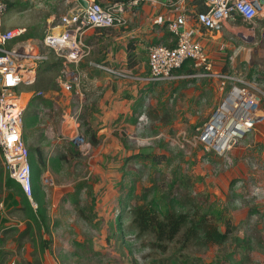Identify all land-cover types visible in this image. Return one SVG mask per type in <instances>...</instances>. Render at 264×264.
<instances>
[{
	"label": "rangeland",
	"instance_id": "374dc122",
	"mask_svg": "<svg viewBox=\"0 0 264 264\" xmlns=\"http://www.w3.org/2000/svg\"><path fill=\"white\" fill-rule=\"evenodd\" d=\"M17 1V8L25 9L5 12L6 26L24 28L31 39L39 32H48L49 25L58 31V18L66 10L60 0ZM49 14L55 16L51 22ZM256 36L257 44L264 47V40ZM225 52L227 71L234 78L246 72L244 77L261 91L257 92L261 119L224 154L207 150L196 137L237 82L226 80L222 85L223 80L213 76L146 81L148 69L144 66L119 71L122 73L112 79L113 88L122 100H127L129 110L119 112L106 123L116 134L114 142H103L100 136L88 153L78 151L81 158L73 170L83 172L79 176L84 177L86 187L76 204L72 202L78 196L70 197L74 194L70 191L60 197L57 207L51 208V198L45 201L48 231H33L22 210L8 206L13 195L4 187L0 155V216L15 217L0 223V264H161L162 255L144 246L147 237L139 240L130 232H120L129 226L126 213H122L120 226L115 218L123 207L119 200L131 186L135 195L143 188L155 187L161 198L174 178H183L176 188L172 187L175 194H190L204 210H212L221 229L225 220L232 228L229 242L219 247L184 250L176 255L178 263L185 259L184 264H264V198L258 197L264 190V71H254L257 54L249 53L248 60L253 64L245 62V71L237 67L244 64L240 56ZM249 90L255 94V88ZM86 120L87 114L83 116L82 111L80 130L89 140L92 131H86ZM183 134L187 140H182ZM142 154L149 156L137 158ZM161 154H165V160L152 161V156ZM134 200L132 197L128 201L133 204ZM254 208L257 211L250 213ZM245 236L252 238L249 249L237 246L241 244L237 239ZM41 240L48 243L44 250L40 249Z\"/></svg>",
	"mask_w": 264,
	"mask_h": 264
},
{
	"label": "built area",
	"instance_id": "2783aa9c",
	"mask_svg": "<svg viewBox=\"0 0 264 264\" xmlns=\"http://www.w3.org/2000/svg\"><path fill=\"white\" fill-rule=\"evenodd\" d=\"M63 1L68 4L71 2ZM85 1L87 7L83 8L77 0H73L76 8L59 16L57 27H60V31L48 32L41 39H31L24 38V28L5 26L6 3L0 0V155L5 172L19 184L33 208L36 207V203L32 199L29 149L22 138L23 105L19 99V87L29 86L35 82L38 67L48 61L51 53L61 60L58 84L67 91L79 86L77 64L89 53V46L82 39L85 28L125 27L129 22L127 13L135 7L147 1L154 5L158 4V0L107 3L98 0ZM186 3L187 0H166L162 5L173 7V12L159 13L151 18L153 24L166 26L172 34L171 40L174 41V45L157 43L147 47L148 74L144 79L170 81L180 77L213 76L221 78L222 85L226 80L236 81L220 104V108L228 104L230 111L227 110L225 118L215 126V117L220 108L216 109V114L215 112L212 114L196 137L207 150H214L221 155L230 150L238 139L261 119L260 98L257 96V92L261 91L257 89L256 84L254 87L242 72L234 78L229 72L214 69L213 60L198 38L199 27L204 28L206 32H219L224 22L234 14L243 22L252 23L259 13L264 15V0H202L205 7L203 11L191 10ZM187 60L194 71L186 74L177 73L176 69ZM101 68L115 75L122 73L107 67ZM249 87L255 88V94ZM234 91H238L239 95H235ZM81 112L80 104L74 105L69 112V117L77 128L71 141L78 151L88 153L91 143L80 130ZM228 119L231 123L226 127ZM182 140H187L184 134ZM255 190L259 191L258 187ZM258 197L264 198V190ZM16 222L22 224L20 220ZM10 264L15 262L12 261Z\"/></svg>",
	"mask_w": 264,
	"mask_h": 264
},
{
	"label": "crops",
	"instance_id": "0c3cea01",
	"mask_svg": "<svg viewBox=\"0 0 264 264\" xmlns=\"http://www.w3.org/2000/svg\"><path fill=\"white\" fill-rule=\"evenodd\" d=\"M60 1L66 6L64 12L76 8L73 0L69 1V4L63 0ZM100 1L101 3L113 2V0ZM165 1L158 0L156 5L151 1L138 5L127 13L129 22L125 27L87 26L82 39L89 46V53L77 64L76 73L79 86H74L67 91L58 84L61 60L51 53L48 61L38 67L35 82L32 85L23 86V89L20 88L19 99L24 102L22 138L29 149L32 199L36 207L37 202L43 206L45 214L47 199L51 198V208L57 207L60 197L70 191V193L74 192V194H69L70 197L77 195L79 198L72 202L76 204L81 199V191H84L86 187L82 180L84 177L79 176L83 172L78 174L76 169L73 170L78 166V160L81 158L77 147L71 141V137L77 130L75 123L69 117V112L74 105H82L83 116L84 112L87 114L86 131L89 134L92 131L98 140L102 136L103 142L105 140L114 142L116 138L113 129L106 123L113 121L119 112L129 110V103H125L127 100H122L112 86L115 74L101 67L118 72L130 71L136 67L141 69L144 66L148 69L147 47L150 44L174 45V41L171 40L172 34L166 26L151 22V18L159 13L173 12V7L162 5ZM186 4L191 10L199 8L193 0H187ZM54 17V14H49V22ZM47 29L48 32L57 30L51 25ZM199 31L198 38L213 60L214 69L219 71L226 69L224 72H228L225 60H223L224 55L227 54L225 51H228L233 56L241 57L244 64L237 65V67L245 71L247 68L245 62L251 66L253 64L248 60L251 57L249 53L257 54L259 59L253 65L254 71H264V47H260L256 40L257 34L261 37L260 41L264 40V15L261 13L252 23L243 22L234 14L224 22L219 32H206L202 27H199ZM48 32H39L38 37L33 39L42 38ZM25 34L26 31L24 36ZM255 46H258L259 50L255 49ZM242 74L247 75L246 72ZM251 79L254 80V78ZM37 92H42V94H37ZM63 114L64 117H62ZM99 114L103 116L98 118ZM7 190L13 192L11 188ZM11 200L9 199L8 206L17 208L15 211L23 207L16 196ZM96 204L98 205V202ZM23 215L25 216L24 212ZM14 218L13 214H8V217L2 216V218L0 216V223L5 219L12 221Z\"/></svg>",
	"mask_w": 264,
	"mask_h": 264
},
{
	"label": "trees",
	"instance_id": "16d2710c",
	"mask_svg": "<svg viewBox=\"0 0 264 264\" xmlns=\"http://www.w3.org/2000/svg\"><path fill=\"white\" fill-rule=\"evenodd\" d=\"M4 1L6 3V12L16 9L19 5L17 0ZM42 1L44 2L45 0ZM98 1L101 2L100 0ZM193 2L197 4L199 10H205L202 0H193ZM23 7L17 8L19 9L18 11L25 9ZM27 34L29 35L27 32L24 38L30 37ZM128 55L130 56V54ZM193 71L190 67L189 60L185 61L180 68L176 69L177 73L182 74L192 73ZM224 71L226 69H223L222 72ZM89 140L93 146L98 143V139L93 134H90ZM148 156V154H142L137 156V158H146ZM165 159V154L152 156V161L155 163H160ZM178 181H183V178H174L170 182L168 193L166 196L161 194V198L157 196V189L155 187L143 188L139 194L135 195L133 193L134 187L131 186L124 199L119 200V203L123 207L115 218L118 220L120 226L122 213L124 215L126 213L125 217L129 220V226H127L126 231L120 229V232H124V234L130 232L139 240L147 237L148 242L144 246L162 255L159 257L161 264H184L186 263L185 259H183L182 263H178V258H176L177 254L189 248L205 249L210 245L216 247L222 246L230 241V235L232 233L229 220L222 222L223 229H221L220 222L218 218H215L212 210H204L190 194H175V190H172V187L174 186L176 188L175 184ZM4 187L13 189V197L16 196L20 199L23 207H19V209L28 218L29 226L33 231L36 229L40 231L43 228L45 231L49 230L45 209L39 202H37V207L34 209L18 183L7 175L4 176ZM132 197L135 200L133 204H130L128 200ZM256 211L254 208L250 210V213L253 214ZM237 240L241 242V244H237L240 248L249 249L252 244V238L250 236H245L242 239L238 238ZM41 241L42 244L39 243L40 249L44 250V246H47L48 243L46 240ZM235 253L238 256L237 251ZM223 256L226 255L223 254Z\"/></svg>",
	"mask_w": 264,
	"mask_h": 264
},
{
	"label": "bare ground",
	"instance_id": "6f19581e",
	"mask_svg": "<svg viewBox=\"0 0 264 264\" xmlns=\"http://www.w3.org/2000/svg\"><path fill=\"white\" fill-rule=\"evenodd\" d=\"M234 94L235 95H239L238 94V91H234ZM226 105H228V104H224L220 109H219V111H218V113H217V115H216V117H215V121H214V125L216 126V125H218L219 123H220V120H223L224 118H225V116H226V112H224V111H227V110H229L230 111V108L229 107H227ZM245 107H247V102H245ZM229 106V105H228ZM245 112L247 113V111L245 110ZM230 123H231V120L230 119H228L227 120V122L225 123V126L226 127H228L229 125H230ZM218 127V126H217Z\"/></svg>",
	"mask_w": 264,
	"mask_h": 264
},
{
	"label": "water",
	"instance_id": "95a60500",
	"mask_svg": "<svg viewBox=\"0 0 264 264\" xmlns=\"http://www.w3.org/2000/svg\"><path fill=\"white\" fill-rule=\"evenodd\" d=\"M78 3H80V5L83 7V8H86L87 7V2L85 0H77ZM255 49H258V46H255ZM216 114V112H215ZM239 130V129H238Z\"/></svg>",
	"mask_w": 264,
	"mask_h": 264
}]
</instances>
